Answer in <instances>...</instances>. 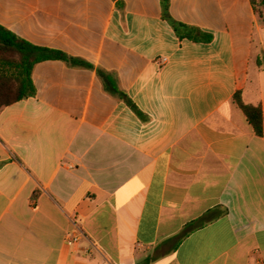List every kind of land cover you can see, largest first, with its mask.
Returning a JSON list of instances; mask_svg holds the SVG:
<instances>
[{
    "label": "crops",
    "instance_id": "0c3cea01",
    "mask_svg": "<svg viewBox=\"0 0 264 264\" xmlns=\"http://www.w3.org/2000/svg\"><path fill=\"white\" fill-rule=\"evenodd\" d=\"M170 14L200 40L161 0H0L1 26L86 64L39 63L0 111V264L264 259V122L234 99L264 116L261 19L250 0Z\"/></svg>",
    "mask_w": 264,
    "mask_h": 264
},
{
    "label": "trees",
    "instance_id": "16d2710c",
    "mask_svg": "<svg viewBox=\"0 0 264 264\" xmlns=\"http://www.w3.org/2000/svg\"><path fill=\"white\" fill-rule=\"evenodd\" d=\"M250 1L264 27V0ZM161 3L163 18L171 24L180 39L200 40L198 37L200 32L198 30L192 29L172 18L170 0H161ZM49 60L67 62L73 66H86L81 60L70 58L60 51L35 46L0 25V111L35 95L36 90L32 80L33 71L36 65ZM258 64L264 65V58L263 60L259 59ZM110 82L113 84L111 80ZM113 91L136 114H140L137 106L127 94L118 89L117 85H114ZM234 99L245 114L256 135L261 137L263 135L264 122L262 107L244 104L240 93H237ZM186 230L185 234L190 233L193 230V225H189ZM150 261L149 259L147 263Z\"/></svg>",
    "mask_w": 264,
    "mask_h": 264
},
{
    "label": "built area",
    "instance_id": "2783aa9c",
    "mask_svg": "<svg viewBox=\"0 0 264 264\" xmlns=\"http://www.w3.org/2000/svg\"><path fill=\"white\" fill-rule=\"evenodd\" d=\"M254 264H264V259H259Z\"/></svg>",
    "mask_w": 264,
    "mask_h": 264
}]
</instances>
